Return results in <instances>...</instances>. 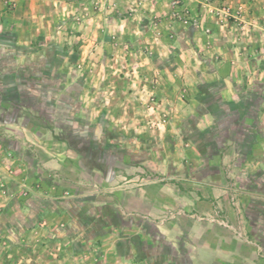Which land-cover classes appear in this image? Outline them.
<instances>
[{
	"label": "rangeland",
	"instance_id": "1",
	"mask_svg": "<svg viewBox=\"0 0 264 264\" xmlns=\"http://www.w3.org/2000/svg\"><path fill=\"white\" fill-rule=\"evenodd\" d=\"M172 1L0 0V264H264V0Z\"/></svg>",
	"mask_w": 264,
	"mask_h": 264
},
{
	"label": "crops",
	"instance_id": "2",
	"mask_svg": "<svg viewBox=\"0 0 264 264\" xmlns=\"http://www.w3.org/2000/svg\"><path fill=\"white\" fill-rule=\"evenodd\" d=\"M97 1V0H96ZM107 5L104 20L106 26L113 28L109 31L114 34L135 36L141 33V36L148 37L150 34L151 20L160 21L164 23L165 16L167 15V5L173 2L172 0H103ZM183 3H194L193 0H181ZM125 15H120L121 13ZM107 14V15H106ZM137 22V24H135ZM139 22V23H138ZM140 27V30H138ZM192 37L195 35L191 32ZM190 35V37H191ZM184 36H179L178 41L181 43V51L191 52L189 46L190 40L181 41ZM195 37V36H194ZM183 40V39H182ZM148 43L144 40L142 45ZM172 47V45H170ZM174 47V46H173ZM172 47V48H173Z\"/></svg>",
	"mask_w": 264,
	"mask_h": 264
},
{
	"label": "built area",
	"instance_id": "3",
	"mask_svg": "<svg viewBox=\"0 0 264 264\" xmlns=\"http://www.w3.org/2000/svg\"><path fill=\"white\" fill-rule=\"evenodd\" d=\"M206 1V0H204ZM176 2H173L172 4H175ZM240 13V8L236 11V14Z\"/></svg>",
	"mask_w": 264,
	"mask_h": 264
}]
</instances>
